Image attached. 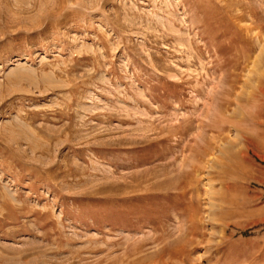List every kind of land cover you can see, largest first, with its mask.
I'll return each instance as SVG.
<instances>
[{
  "label": "rangeland",
  "instance_id": "1",
  "mask_svg": "<svg viewBox=\"0 0 264 264\" xmlns=\"http://www.w3.org/2000/svg\"><path fill=\"white\" fill-rule=\"evenodd\" d=\"M0 264H264V0H0Z\"/></svg>",
  "mask_w": 264,
  "mask_h": 264
}]
</instances>
